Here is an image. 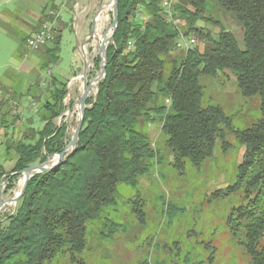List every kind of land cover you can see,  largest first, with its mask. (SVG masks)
Here are the masks:
<instances>
[{
  "label": "trees",
  "instance_id": "1",
  "mask_svg": "<svg viewBox=\"0 0 264 264\" xmlns=\"http://www.w3.org/2000/svg\"><path fill=\"white\" fill-rule=\"evenodd\" d=\"M161 3L119 0V25L108 46L106 77L96 97L87 101L77 148L55 170L36 175L15 212L1 216L0 264H89V225L100 224L98 238L103 243H112L125 230L107 214L118 207L121 186L135 192L132 212L145 226L141 181L156 174L164 177L158 171L167 161L180 175L203 170L218 150L231 146V134L245 147L244 158L234 182L214 191L209 200L242 193L227 229L251 264H264V0H181L177 16L184 21L182 29L167 21ZM221 13L236 17L244 29V47L224 27ZM142 15L147 21L139 20ZM200 23L219 32L215 35ZM61 33L55 30L54 44L41 49L40 70L48 71L60 61ZM181 34L204 42V50L178 49ZM95 65L100 69V57ZM228 75L236 79L243 98L260 97L261 119L251 128L235 129L233 118L208 100L201 84L204 77ZM68 84L52 78L45 97L37 98L39 128L34 119L20 130V141L15 132L8 140L7 152L12 149L17 159L10 173L0 165V195L3 183L8 182L7 192L13 190L23 171L63 152L68 126L56 121L67 110ZM160 200L162 216L170 224L186 213L166 197ZM175 246L183 251L180 243ZM205 249L212 252L211 264L218 249L212 243ZM189 257L183 264L205 262L192 263ZM143 264L150 263L146 259Z\"/></svg>",
  "mask_w": 264,
  "mask_h": 264
},
{
  "label": "rangeland",
  "instance_id": "2",
  "mask_svg": "<svg viewBox=\"0 0 264 264\" xmlns=\"http://www.w3.org/2000/svg\"><path fill=\"white\" fill-rule=\"evenodd\" d=\"M108 2L110 0H74V7H68L70 19L73 22L75 20L77 25L83 24L80 26L82 32H78L81 41L88 38L95 17L105 7H108ZM109 12L107 14L108 20L103 25V34L112 25V7ZM219 17L224 27L234 32L241 47H244V29L240 26L236 17L228 13H221ZM139 20L147 21L143 15ZM45 21L47 19L43 23ZM199 26L212 29L215 35L219 32L218 28H213L205 23H200ZM75 42L76 37L74 34L72 35L70 30L66 31L62 37L59 64L52 66L55 75L68 74L71 77L75 73L84 74V55L81 52L82 58L80 57L78 63H76L77 56L73 53V47L76 46ZM95 42L96 39L93 38L89 44L85 45L89 53V61L94 58L89 72L90 83L100 71L95 65L100 42L98 40L99 45L96 47L94 46ZM197 47L203 51L204 42L199 41ZM24 50L26 51V48ZM28 52L31 53V51ZM39 66L35 75L44 79L46 71L40 70ZM75 68L80 69L75 70ZM2 71L3 69H0V73ZM79 79L73 82L70 81L71 87L68 89L69 93L65 100L67 110L63 117L56 121L58 126H61L62 122L68 126V141L75 134L79 123V111L75 112V108L77 107V100L82 94V76ZM38 82L41 84L42 81ZM201 84L206 90L208 100L213 104L222 106L227 115L233 118L235 129L245 130L251 128L261 119L260 97L243 98L233 76L228 75L221 79L204 77L201 79ZM95 97L96 95H93L89 99ZM37 100L35 99L34 106L31 105L33 103L25 105L21 113L15 114L12 118L25 119L23 121L25 127L31 122L34 123L35 119V127L39 128L41 124L37 116L34 115L38 108ZM11 101L21 106L25 102L24 100L19 102L17 98ZM72 103L73 107H71ZM8 104L10 107V103ZM12 112L13 110L10 107L11 115ZM158 137L159 131L154 134L153 138L155 140ZM227 142L231 146L227 149H221L222 152L218 150L216 157L209 161L201 171L191 169L186 175H180L167 161L158 171L164 177L156 174L154 179L141 181V195L145 201L144 208L147 219L145 226L139 224L132 212L131 201L134 200L135 192L126 186H121L118 193V207L109 209L107 214L110 218L122 223L125 230L112 243H103L98 238L100 224L89 225L91 233L89 236L90 246L86 253L87 262L89 264H143L148 259L150 264H183L191 252L192 255L189 258H191L192 263L204 260V263L210 264V258L213 255L211 251L205 248L207 244L212 243L218 251L211 264H251L243 247L235 242L227 229L228 217L231 211L240 204L242 193L223 199L209 200L214 191L234 182L238 166L244 158L245 147L238 143L234 135H229ZM22 178L23 175L20 176L11 191L7 192L6 184L3 186L4 198L13 196ZM163 197L167 198L166 202L174 203L186 210V213L177 216L171 224L162 216L160 199ZM14 212L15 209L5 215H12ZM6 216L3 218H6ZM150 241L152 242L151 245ZM175 243L181 244L182 252L177 251ZM158 246L159 249H157ZM165 246H169L170 249ZM194 249L196 250L192 252Z\"/></svg>",
  "mask_w": 264,
  "mask_h": 264
},
{
  "label": "crops",
  "instance_id": "3",
  "mask_svg": "<svg viewBox=\"0 0 264 264\" xmlns=\"http://www.w3.org/2000/svg\"><path fill=\"white\" fill-rule=\"evenodd\" d=\"M54 7L57 9L56 12ZM68 7H74V0H0V69H3L0 73V164L7 173L12 172L17 159L12 149L8 154L7 142L14 132L15 139L20 141V130H26L23 124L25 119L20 120L19 118L16 121L12 116L21 113L23 107L29 103H33L31 105L34 106L35 99H43L52 78L68 82L69 89L70 81L73 82L82 76L81 73L72 74L71 77L68 74L55 75L51 66L46 71L44 79L37 77L35 73L42 62L44 50L33 52L26 44H23L38 32L49 11H54L56 13L54 17L55 30L61 31L62 36L70 30L71 34L76 37L73 53L76 54V63H78V59L82 58L81 49L87 38L81 41L78 32H82L80 26L83 24L77 25L75 20L73 22L70 19ZM53 44L54 42L48 46ZM31 62H33L32 65H30ZM78 69L80 68H75V70ZM40 80L41 84L35 88ZM31 92L33 93L31 94ZM14 97H21L25 102L19 106L11 101ZM8 103L13 110L12 115ZM15 106L18 107L17 110H15ZM4 114L9 115L8 118L5 119Z\"/></svg>",
  "mask_w": 264,
  "mask_h": 264
},
{
  "label": "water",
  "instance_id": "4",
  "mask_svg": "<svg viewBox=\"0 0 264 264\" xmlns=\"http://www.w3.org/2000/svg\"><path fill=\"white\" fill-rule=\"evenodd\" d=\"M108 6H112V14H113V19H112V25L111 27L104 33V39L101 40L100 43V48L99 52L97 53L96 57H100L101 59V66H100V71L94 78V80L90 83L88 78H89V72H90V66L92 64L93 59L90 61V65L85 61V70L83 74V79H84V91L77 100L76 105L79 108V123L77 125L75 134L73 137L70 139V141H66V146L61 154H58L52 158H49L44 164H36L33 166H30L27 168L25 171H23L20 175H23L24 178V183L23 187L19 193L18 196L12 197L9 199V202H15L18 203L21 198L24 196L29 182L36 176L42 173H49L53 170H55L57 167H59L63 162L67 160L76 150L77 144L79 141L80 133L82 131L83 125H84V120H85V114L86 110L89 108L87 105V101L89 98V93L92 91V89L96 86L97 87V93H98V86L99 84L105 79L106 77V67H107V50L108 46L111 44L113 41L114 35L117 31L118 25H119V0H110V2L107 3ZM99 15V13H98ZM97 15V16H98ZM97 16L94 19V23L91 29V32L86 39L83 47L85 45L89 44L93 38L96 37V19ZM99 79L98 83H95V81ZM96 93V95H97ZM56 160V161H54ZM8 182H5L2 184L3 186ZM3 197V190H1V195H0V200ZM3 206L0 205V209Z\"/></svg>",
  "mask_w": 264,
  "mask_h": 264
},
{
  "label": "built area",
  "instance_id": "5",
  "mask_svg": "<svg viewBox=\"0 0 264 264\" xmlns=\"http://www.w3.org/2000/svg\"><path fill=\"white\" fill-rule=\"evenodd\" d=\"M181 0H162L161 7L164 12V16L167 21L175 26L178 29H182L185 24L182 18L177 16V8L180 5ZM48 17H55L56 13L54 11H49L47 14ZM55 41V27L54 21H50L47 19L45 21L40 30L34 33L27 40V47L35 52L39 51L44 47H47L51 43ZM198 46V41L195 38H187L181 34L180 40L177 43V48L181 50H190ZM133 48V44H129V49ZM17 110V106L14 107Z\"/></svg>",
  "mask_w": 264,
  "mask_h": 264
},
{
  "label": "bare ground",
  "instance_id": "6",
  "mask_svg": "<svg viewBox=\"0 0 264 264\" xmlns=\"http://www.w3.org/2000/svg\"><path fill=\"white\" fill-rule=\"evenodd\" d=\"M112 6H108V7H105V9L103 11L100 12V14L97 16V19H96V42L94 43V46L96 47L97 45H99V42L101 43V40L104 39V34H103V25L104 23L106 22V20H108V17H107V14L110 13V9H111ZM111 18V17H110ZM99 40V42H98ZM83 55H84V62L86 61L89 65H90V61H89V53H88V50L86 47H83L81 49ZM92 67V64L90 66V69ZM82 78H83V75H82ZM77 80H80L79 78ZM89 80V78H88ZM99 81V80H98ZM98 81H95V83H98ZM82 93L84 91V79H83V83H82ZM96 86L92 89V91L89 93V98L92 97L93 95H96ZM88 98V99H89ZM79 111V108L78 106L75 108V112H78ZM70 116V115H69ZM74 118V117H73ZM56 161V160H54ZM23 183H24V178H22L19 182V185H18V189L14 192L13 196L12 197H16L19 195L22 187H23ZM12 197H7L6 198H2L0 200V205L3 204V206L1 207L0 209V218L1 216L7 214L8 212H10L11 210L13 209H16L17 208V205L18 203H15V202H9L8 200L11 199ZM12 214V213H11ZM5 217V216H4Z\"/></svg>",
  "mask_w": 264,
  "mask_h": 264
}]
</instances>
